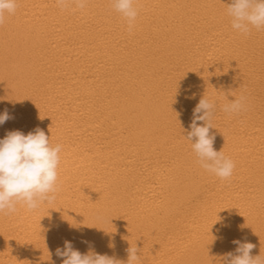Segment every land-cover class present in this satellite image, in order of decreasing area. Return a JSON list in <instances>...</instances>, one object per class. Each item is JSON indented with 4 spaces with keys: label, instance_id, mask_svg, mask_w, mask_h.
Listing matches in <instances>:
<instances>
[{
    "label": "bare ground",
    "instance_id": "obj_1",
    "mask_svg": "<svg viewBox=\"0 0 264 264\" xmlns=\"http://www.w3.org/2000/svg\"><path fill=\"white\" fill-rule=\"evenodd\" d=\"M228 3L136 0L129 31L111 0H18L0 25V139L39 127L62 151L56 199L0 214V264H62L66 240L125 262L132 245L137 264H220L234 240L264 253V31L233 30ZM204 95L225 181L186 139ZM240 96L245 111L222 110Z\"/></svg>",
    "mask_w": 264,
    "mask_h": 264
},
{
    "label": "clouds",
    "instance_id": "obj_2",
    "mask_svg": "<svg viewBox=\"0 0 264 264\" xmlns=\"http://www.w3.org/2000/svg\"><path fill=\"white\" fill-rule=\"evenodd\" d=\"M89 0H56L61 10L66 8L84 9ZM112 8L127 22L129 31L134 27L138 16L136 0H111ZM18 0H0V25L6 14L16 12ZM226 13L232 29L241 35H248L252 29L264 31V0H230ZM194 94H193V97ZM246 98L236 97L222 105L229 115H238L246 110ZM216 104L206 95L193 109L191 131L186 139L197 157L199 166L221 181L228 180L235 169V163L221 151L213 147L215 136L210 135L213 126ZM7 110L0 114V125L11 119ZM203 121V125L198 124ZM194 141V142H193ZM62 145H53L44 130L37 127L27 135L19 130L9 131L0 139V214L16 212L17 205L27 210H36L42 203H52L58 191V167ZM89 243L87 241H82ZM235 252L224 255L220 264H264V253L253 256L255 245L250 242L234 240ZM109 247H112L110 244ZM128 259L122 261L107 254L89 250L86 254L75 250L71 241H65L63 248L56 249V256L62 264H137L140 257L137 247L127 249Z\"/></svg>",
    "mask_w": 264,
    "mask_h": 264
}]
</instances>
